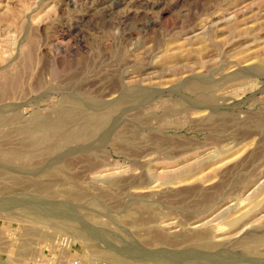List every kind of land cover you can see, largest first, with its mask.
<instances>
[{
	"label": "rangeland",
	"instance_id": "rangeland-1",
	"mask_svg": "<svg viewBox=\"0 0 264 264\" xmlns=\"http://www.w3.org/2000/svg\"><path fill=\"white\" fill-rule=\"evenodd\" d=\"M0 264H264V0H0Z\"/></svg>",
	"mask_w": 264,
	"mask_h": 264
},
{
	"label": "bare ground",
	"instance_id": "bare-ground-1",
	"mask_svg": "<svg viewBox=\"0 0 264 264\" xmlns=\"http://www.w3.org/2000/svg\"><path fill=\"white\" fill-rule=\"evenodd\" d=\"M118 3V2H117ZM6 80V79H5Z\"/></svg>",
	"mask_w": 264,
	"mask_h": 264
}]
</instances>
